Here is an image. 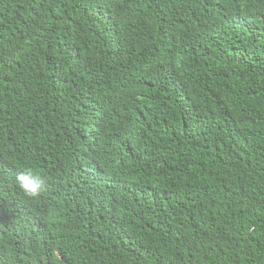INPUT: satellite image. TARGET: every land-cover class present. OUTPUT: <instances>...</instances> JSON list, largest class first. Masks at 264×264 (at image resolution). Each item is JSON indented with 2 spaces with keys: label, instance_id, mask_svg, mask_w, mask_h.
<instances>
[{
  "label": "trees",
  "instance_id": "trees-1",
  "mask_svg": "<svg viewBox=\"0 0 264 264\" xmlns=\"http://www.w3.org/2000/svg\"><path fill=\"white\" fill-rule=\"evenodd\" d=\"M0 264H264V0H0Z\"/></svg>",
  "mask_w": 264,
  "mask_h": 264
},
{
  "label": "clouds",
  "instance_id": "clouds-1",
  "mask_svg": "<svg viewBox=\"0 0 264 264\" xmlns=\"http://www.w3.org/2000/svg\"><path fill=\"white\" fill-rule=\"evenodd\" d=\"M16 184L20 191L27 197L36 198L45 190L44 180L32 169H25L16 178Z\"/></svg>",
  "mask_w": 264,
  "mask_h": 264
}]
</instances>
